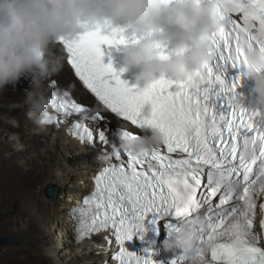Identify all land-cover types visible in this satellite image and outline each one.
I'll use <instances>...</instances> for the list:
<instances>
[{
	"label": "snow or ice",
	"instance_id": "6c2138e0",
	"mask_svg": "<svg viewBox=\"0 0 264 264\" xmlns=\"http://www.w3.org/2000/svg\"><path fill=\"white\" fill-rule=\"evenodd\" d=\"M218 4L226 23L212 34V58L197 73L195 87L167 78L148 87L130 86L121 78L124 69L118 72L103 60V45L130 42L122 29L102 31L110 21L97 23L77 40L58 41L75 75L106 111L139 129L150 124L166 134V151L123 153L126 163L104 168L92 193L70 211L78 238L111 230L119 245L113 255L118 264H156L154 249L145 248L141 256L125 241L136 235L143 240L147 223L164 220L173 230L186 217L200 216L202 208L206 226L198 229L194 264H264V111L234 102L244 69H264V0ZM232 69L239 71L233 76ZM149 102L154 113L146 119ZM58 106L65 115L88 111L67 92ZM89 119L106 120L100 111ZM75 128L79 139L93 141L89 126L76 123ZM95 136L110 143L103 129ZM180 261L174 257L170 264Z\"/></svg>",
	"mask_w": 264,
	"mask_h": 264
},
{
	"label": "clouds",
	"instance_id": "9594fccd",
	"mask_svg": "<svg viewBox=\"0 0 264 264\" xmlns=\"http://www.w3.org/2000/svg\"><path fill=\"white\" fill-rule=\"evenodd\" d=\"M106 20L139 37L135 43L122 44L123 69H135L133 76L144 87L162 78L195 87L197 73L212 58V34L226 23L218 0H0V95L7 85L30 76L31 88L19 106L38 129L47 127L54 120L51 110L60 109V96L49 95L46 83L64 67L58 41L77 40ZM166 47L171 51L162 57ZM242 78L253 83L247 93L237 91V107L264 111V69L245 68ZM153 113L149 102L144 116L150 119ZM4 119L12 126L19 124L16 116ZM116 135L118 142L110 144L111 151L99 153L98 162L158 148L166 140L164 130L150 124L136 134L118 129ZM202 226H206L203 217H186L168 230L163 249L184 264H194Z\"/></svg>",
	"mask_w": 264,
	"mask_h": 264
},
{
	"label": "rangeland",
	"instance_id": "374dc122",
	"mask_svg": "<svg viewBox=\"0 0 264 264\" xmlns=\"http://www.w3.org/2000/svg\"><path fill=\"white\" fill-rule=\"evenodd\" d=\"M68 77L72 76L68 75L64 65L57 77L51 78H58L59 87L64 88L66 86L71 88L73 93L77 92V97L81 101L91 102L85 96L79 95V92L76 91L75 80L68 79ZM69 80L70 82L67 84L66 82ZM25 82H20V84L23 85ZM52 85L49 82V86L52 87ZM100 109L107 113L112 124L126 126L114 119L115 116L102 107ZM11 110L17 117L19 124L12 126L7 122L6 124L0 123V160L2 162V165L0 164V178L5 179V181L14 179L18 182L20 180L21 186H24L27 191H13L10 190L8 183H6L8 187L2 186L0 183V237L22 234L27 238V244L0 245V264H57L52 257L42 252L35 244L38 236H45L47 228L53 224L51 213L46 206L48 198L44 194V189L48 183L54 181L59 172V163L52 161V158L61 160L58 157L61 138L58 134L50 132L44 138L40 136L38 141L30 143L31 132L24 128L21 118L14 112V108ZM54 140H56L55 144ZM3 158L9 164L14 165V170L7 168L8 166L3 163ZM92 260L93 258L89 256V258H83L81 263L76 261L71 263L89 264ZM62 262L66 264L65 257H62Z\"/></svg>",
	"mask_w": 264,
	"mask_h": 264
},
{
	"label": "bare ground",
	"instance_id": "6f19581e",
	"mask_svg": "<svg viewBox=\"0 0 264 264\" xmlns=\"http://www.w3.org/2000/svg\"><path fill=\"white\" fill-rule=\"evenodd\" d=\"M57 49L64 56V65L66 67L68 75L72 76L68 77V79L75 80L76 91L79 92V95L85 96L87 100L91 101L84 103L93 105L95 107L94 109H100V106L97 103L96 99L77 79L73 69L67 62V54L63 47L59 45V43H57ZM54 77L56 78L57 75ZM24 81L26 82L21 85L20 82ZM49 82H51L50 79L47 82L48 92L56 87H50ZM69 82L70 80L66 83L69 84ZM30 88L31 77H27L26 75L22 76L15 85L10 84L6 86L3 94L0 95V123L6 124V122H4V117L7 115L14 116V113L11 110V108H14V112L18 114V116H20L24 128L31 132L30 143L38 141V139L41 138L40 136H43L44 138L46 135L50 134V132H52L53 134H58L61 138V148L58 150V157H60L61 160H56L55 157H53L52 161H58L57 163H59V172L56 174L54 181L56 182L57 186H59L63 190V193L57 199L46 200V206L51 213V222H53V224L51 227L47 228V234L45 236H38L35 245L42 252H45L47 255L52 257L57 264H65L64 262H62V257H65V260H67L66 264H72V261L81 263L80 261L83 258H89V256L93 258V260L90 261L89 264H107L108 256H106L104 247L97 248V246L102 245V242L104 241V233L102 231L99 233H95L92 235L95 238L86 239L82 242V244L77 246L75 238L76 224L74 218L70 215V211L78 206V201L83 200V197L87 196V194L91 190L92 171L99 165L98 160L95 159L96 155L92 154V151L87 145H81L77 142V140L72 139L70 137V134L66 132L65 127L60 130L52 126H47L44 129H38L31 120L27 119L24 116L23 109L19 105L23 102L26 92ZM64 88L71 90V88L66 86ZM77 95V92L74 93V96L80 102H83L77 97ZM114 119L122 122V124L128 125L116 116ZM53 142L55 144L56 140H54ZM99 149L102 148L99 147ZM3 160V163L8 166L7 168L14 170V165L9 164L4 158ZM0 164L2 165L1 160ZM12 181H5V179L3 180L0 178V183L2 184V186L8 183V186H10V190L27 191L26 189H24V186H21L20 180L17 182L16 180L12 179ZM22 193L24 194V192ZM31 194L34 195L33 193ZM65 237L67 239H64Z\"/></svg>",
	"mask_w": 264,
	"mask_h": 264
},
{
	"label": "water",
	"instance_id": "95a60500",
	"mask_svg": "<svg viewBox=\"0 0 264 264\" xmlns=\"http://www.w3.org/2000/svg\"><path fill=\"white\" fill-rule=\"evenodd\" d=\"M111 129L114 130V127L111 126ZM63 193V190L57 186L55 181H51L47 184L44 189L45 196L54 200L59 198ZM27 244V238L22 234H13L4 237H0V245H25Z\"/></svg>",
	"mask_w": 264,
	"mask_h": 264
}]
</instances>
